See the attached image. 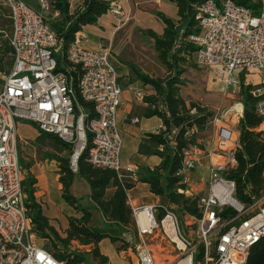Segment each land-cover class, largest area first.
Here are the masks:
<instances>
[{
    "label": "built area",
    "instance_id": "built-area-1",
    "mask_svg": "<svg viewBox=\"0 0 264 264\" xmlns=\"http://www.w3.org/2000/svg\"><path fill=\"white\" fill-rule=\"evenodd\" d=\"M33 2L36 9L23 0H0L9 12L8 44L13 57L12 68L0 86V264H60L36 242L27 214L17 121L28 122L41 133L68 144L73 172L86 146L93 166L114 170L119 177L121 170L122 139L116 116L122 105V90L108 49L85 48L78 32L63 52L61 41L44 16L49 11L48 2ZM108 12L118 20L123 17L117 2L110 4ZM195 12L199 34L188 41L197 48L196 65L212 69L232 94L239 95L241 72L264 75V3L258 15L233 0H206L195 7ZM75 86L81 100L92 105V117L79 104ZM252 94L258 98L255 112L264 118V93L257 89ZM236 106L239 113L234 110ZM242 111L239 100L222 117L231 113L238 122ZM217 142L218 151L210 155L208 193L198 199L201 218H191L198 226L195 240L181 231L178 215L170 208L163 207L158 216L154 206H132L127 198L137 236L132 264H157L147 240L158 237L173 247L176 257L172 264H246L251 248L264 237V194L248 205L234 198L235 183L222 173L236 165L238 137L221 127ZM196 148L184 154L182 168L175 173L186 186L187 174L195 168ZM128 173L127 179L136 183L135 170L129 168ZM188 193L190 198L196 197L186 189ZM225 212L227 216H223ZM142 213L149 223L147 228L140 224Z\"/></svg>",
    "mask_w": 264,
    "mask_h": 264
},
{
    "label": "trees",
    "instance_id": "trees-1",
    "mask_svg": "<svg viewBox=\"0 0 264 264\" xmlns=\"http://www.w3.org/2000/svg\"><path fill=\"white\" fill-rule=\"evenodd\" d=\"M171 1L177 7L179 21L175 24L159 15L165 26L163 34L158 36L152 31L146 32L153 40L154 49L158 59L166 67L167 75L164 78H149L134 69L138 79L144 85L151 86L155 92V95L145 98V102L150 106L147 115L157 116L163 122V128L150 136V139L162 148L161 151L155 152L161 163L152 171L144 170V175L137 181L147 184L151 194L171 205L170 209L179 214L182 221L185 217L197 221L201 218L199 197L186 196L187 186L175 177V173L182 168L184 154L191 147H203L197 133L205 131L214 117L212 111L198 102L184 100L179 93V88L185 84L182 75L187 69L198 67L194 60L197 48L188 38L199 34L195 7L206 0ZM215 1L219 3L221 0ZM233 1L251 9L255 15L261 12L262 2L259 0ZM50 5L58 16L48 22L61 41L63 52L73 42L76 33L81 32L85 26L95 24L110 8V3L106 0H81L73 11L70 9L69 0H51ZM5 55L10 56V63L7 70L0 64V74L7 75L13 65L12 48L5 44L0 36V61ZM240 81L243 111L237 125L239 147L235 153L236 165L223 172L222 176L235 183L234 198L239 203L248 205L264 194V131H258L261 125H264V118L255 112L258 98L252 94L254 88L244 84L242 72ZM75 94L79 104L88 109L89 117H92V105L81 100L77 86ZM173 131L175 133H172ZM45 136L71 154L72 149L68 144L56 136ZM87 138L89 139V134ZM88 147L86 146L78 157L76 172L70 169L69 157L59 159V181L62 184L63 200L80 213V217H68V228L64 237L49 225L48 219L34 204L31 188L33 181H30V188L23 189L27 195L24 204L32 222V230L43 242L44 249L60 264H107V257L103 256L99 249V244L104 239H108L112 245L121 243L119 249L128 247V241L123 239L122 235L128 233L133 226L132 210L127 204V193L132 189L133 183L119 177L114 170L93 166L88 157ZM75 173L88 184L89 199L94 209L101 212L103 229L90 226L91 209L82 206L80 200L70 194L69 189ZM163 207L166 206L159 205L158 210L162 212ZM223 216H227V213ZM72 243L89 247V251L82 252L74 248ZM246 264H264V237L251 248Z\"/></svg>",
    "mask_w": 264,
    "mask_h": 264
},
{
    "label": "crops",
    "instance_id": "crops-1",
    "mask_svg": "<svg viewBox=\"0 0 264 264\" xmlns=\"http://www.w3.org/2000/svg\"><path fill=\"white\" fill-rule=\"evenodd\" d=\"M46 1L49 4L52 19H55L58 14L52 10L51 0ZM106 1L110 4L113 2L119 3L123 17L118 20L107 12L98 18L95 24L85 26L79 33L82 37V45L85 48L99 50L101 47H105L110 53L109 60L117 71L118 84L122 90V105L116 116V124L122 139L120 177L127 179L129 176L128 169L130 168L135 170L138 180L144 175V170L152 171L161 163V159L155 155V152L161 151L162 148L153 142L150 136L157 134L163 128V122L157 116L147 115L150 106L145 102V98L155 95V92L151 86L144 85L138 79L134 69L149 78H164L167 75L166 67L158 59L153 40L148 37L146 32L152 31L156 35L161 36L165 26L159 15L176 24L179 21L178 10L171 0ZM69 3L70 9L73 11L81 3V0H69ZM28 5L32 7L35 5L37 8L35 2ZM197 68L201 69V71L189 68L182 75L185 84L179 88L181 97L186 101L198 102L213 113L227 108V104L230 101L228 96L229 94L234 96V94L222 81L218 80L212 69ZM138 92L141 93L140 96L137 95ZM237 96L239 101L240 94ZM134 119H137L138 122L134 123ZM219 123L222 122L219 120L212 121L205 131L197 133V138L203 147L196 148L193 156L195 168L187 174L189 184L186 189L198 197H204L208 193V188L205 184H207L210 175V155L218 151L217 135L221 128L218 125ZM237 125L234 127V131L238 137ZM16 127L18 150L20 145H28V139H35L39 135L46 137L35 126L25 121H17ZM59 149L61 148L59 147ZM62 151L65 152V150ZM59 159L66 158L57 154L42 158L34 154L28 160L19 154V163L23 170V189L30 188V181H33L31 188L33 189L34 204L40 208L42 215L48 219L49 225L64 237L65 230L68 228V217H80V213L63 200L62 184L59 181ZM77 178L82 179L75 173L69 192L81 203L82 197L73 191L74 182ZM89 193L90 190L86 195L88 205L85 207L91 209L90 226L95 218H99L101 226L98 229H103L104 221L101 212L94 209L89 199ZM186 196L189 197V193ZM127 197L131 201L132 206H154L158 216L162 214L158 210L159 205L172 208L165 200L151 194L147 184L138 181L133 183V187L128 191ZM26 199L27 195L24 193V202ZM184 220L188 224L194 223L188 217H185ZM94 227L97 228L95 224ZM134 234L136 235V230L133 225L130 231L122 236H125V239H130L132 236L134 237ZM36 239L38 240V245L44 248L42 241L37 236ZM72 244L78 250L85 249L86 252L89 251V247H82L77 243ZM110 245L109 240L104 239L99 244L101 254L107 257V264L113 263L112 258L117 259V262L120 263V259L112 251L110 252ZM105 250L109 251V253H105Z\"/></svg>",
    "mask_w": 264,
    "mask_h": 264
},
{
    "label": "rangeland",
    "instance_id": "rangeland-1",
    "mask_svg": "<svg viewBox=\"0 0 264 264\" xmlns=\"http://www.w3.org/2000/svg\"><path fill=\"white\" fill-rule=\"evenodd\" d=\"M27 4H33L32 0H23ZM258 1V0H254ZM262 3H264V0H259ZM32 7V6H31ZM34 9H36V6L33 5ZM45 18L49 21L52 19V15L50 11L46 12L44 14ZM10 31H11V24H10V19H9V12L7 8L4 6L0 5V36H2V40L5 41V44H8V38L10 36ZM10 56L5 55L1 61L0 64L7 70L8 64L10 63ZM195 70L201 71V69L196 68ZM244 84L245 85H251L254 90L260 89L262 93H264V75L259 74L257 72H249V73H244ZM6 75L0 74V83H3L4 78ZM0 84V86H1ZM238 96L237 95H231L229 94L228 99L230 100L227 104V108H224L223 110L214 113L213 120L217 118L219 121L222 123H219L218 125L223 127V128H228L231 129L234 133V127L238 124L235 118H233L231 113H228L225 117H222L223 114L226 111H229L235 103L238 102ZM212 120V121H213ZM258 131H264V125H261V127L258 129ZM237 136V135H236ZM33 138V137H29ZM28 145H20L19 146V154L22 155V157L30 160V158L36 154L37 157H42V158H47L51 157L55 154L62 156L64 158L70 157L69 152H63L61 149H59L58 146H56L51 140L47 139L46 137H43L42 135L36 137L35 139H28L27 141ZM22 146V148H21ZM26 162V161H23ZM207 186V184H205ZM73 191L82 197L81 204L82 206H87L88 205V198L87 194L89 192L88 185L80 178H77L74 182V187ZM177 214V213H176ZM179 226L182 232L185 234L190 235V237L195 240L196 236L194 233L197 230V223H186L185 220H181L179 214ZM97 228L101 226V220L99 218H95L93 222L91 223V227H94V224ZM190 233V234H189ZM123 239H125V236H122ZM128 241V247L126 249H119V246H121V243H118L116 245H110L109 250L110 252L112 251L122 263L125 264H132V259L134 257V246L137 244V238L136 235L134 234V237L132 236L130 239H125ZM36 242L38 240L36 239ZM150 249L152 250L154 257L156 259L157 264H172L175 261L176 253L173 250V247L168 244L166 240H160L158 237L157 239H151L148 238L147 240ZM43 245V242H42ZM82 252H86L85 249L80 250ZM105 253H109V251L105 250ZM90 255V254H89ZM113 256V255H112ZM113 263L111 264H122L121 262H117V259L112 258Z\"/></svg>",
    "mask_w": 264,
    "mask_h": 264
},
{
    "label": "bare ground",
    "instance_id": "bare-ground-1",
    "mask_svg": "<svg viewBox=\"0 0 264 264\" xmlns=\"http://www.w3.org/2000/svg\"><path fill=\"white\" fill-rule=\"evenodd\" d=\"M234 110H236L239 113L240 112V107L239 106H236ZM139 219H140L141 226L143 228H147L148 225H149V223H148V221H147V219H146V217H145V215L143 213L140 214Z\"/></svg>",
    "mask_w": 264,
    "mask_h": 264
}]
</instances>
